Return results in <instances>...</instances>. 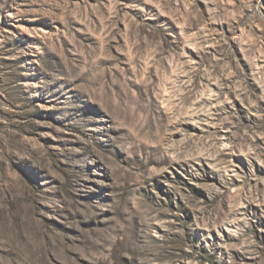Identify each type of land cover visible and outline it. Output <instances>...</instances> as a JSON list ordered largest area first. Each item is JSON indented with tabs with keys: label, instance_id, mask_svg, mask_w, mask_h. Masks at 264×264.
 I'll list each match as a JSON object with an SVG mask.
<instances>
[{
	"label": "rangeland",
	"instance_id": "rangeland-1",
	"mask_svg": "<svg viewBox=\"0 0 264 264\" xmlns=\"http://www.w3.org/2000/svg\"><path fill=\"white\" fill-rule=\"evenodd\" d=\"M0 264H264V0H0Z\"/></svg>",
	"mask_w": 264,
	"mask_h": 264
}]
</instances>
